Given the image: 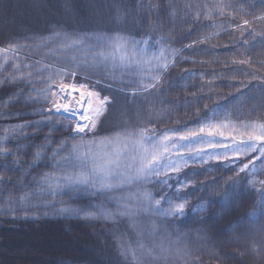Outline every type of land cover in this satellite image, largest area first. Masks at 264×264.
Listing matches in <instances>:
<instances>
[{"label": "trees", "instance_id": "trees-1", "mask_svg": "<svg viewBox=\"0 0 264 264\" xmlns=\"http://www.w3.org/2000/svg\"><path fill=\"white\" fill-rule=\"evenodd\" d=\"M90 16L104 21L92 27ZM262 18L264 0H0V49L16 46L0 53L5 65L0 69V142L10 153L0 155V264H126L106 232L110 224L101 222L102 210L115 204L111 193L98 192L99 185L56 187L57 182L68 185L63 177H74L80 168L53 167V150L64 143L56 160L69 155L73 145L80 146V155L103 151L95 142L106 140L109 128L100 122L85 138H73L72 122L49 111L52 95L45 98L43 89L51 85L53 91L60 83L57 69L76 72L63 82L85 81L110 95L111 105L117 96L120 103L126 100L122 108L137 115L140 126L133 141L142 133L176 154L170 172L155 178L165 177L166 190L184 185V214L168 222L207 236L195 264H264V191L259 184L254 190L239 173L249 158L233 151L241 139L247 140L240 135L244 125L264 124ZM103 30L130 42L147 41L138 45L147 49L139 58L163 46L168 68H159V82L147 83L155 87L145 91L142 85L132 86L128 75L110 76L108 71L121 73L118 61L98 68L89 59L84 62L87 46L80 37H88V46L100 42L101 47L106 43L100 41ZM89 48L88 58L100 52ZM224 124L227 129L208 134L209 126ZM17 125L26 127L16 135L5 133ZM41 147L42 159L34 162ZM164 156L162 163L168 165ZM73 161L80 164L75 157ZM251 161L258 173L254 178L264 179V160L253 153Z\"/></svg>", "mask_w": 264, "mask_h": 264}, {"label": "rangeland", "instance_id": "rangeland-1", "mask_svg": "<svg viewBox=\"0 0 264 264\" xmlns=\"http://www.w3.org/2000/svg\"><path fill=\"white\" fill-rule=\"evenodd\" d=\"M97 14L99 13L97 12ZM92 17L90 16L87 20L90 25L93 24L92 27H96L97 25L100 26L101 22L104 21L100 20V18L98 20L96 17ZM107 27L110 28L108 23ZM102 28L105 27L102 26L100 29ZM118 35L119 34L117 33L106 34V31L103 30L100 34V36H103L100 38V41H102V43H106L101 47L98 46L100 45V42L94 44V46H92V44L88 46V44L85 43L88 37H80L81 42L87 46L85 49L87 54H85L83 58L84 62L88 64L89 59L92 67L94 66L95 68H98L102 66L98 60L94 59L96 54L99 52L94 50L101 51V48L103 47L110 51L111 49H108V45L114 41L112 39L119 38ZM88 47H90L89 50L94 51L90 53L89 58ZM161 49L164 50L166 56L167 51L163 48V46H158L155 50V54L150 53L148 56H141L140 58L137 57L140 64L139 67H136L134 63L132 67H125L126 69H129L126 72H123L122 67H119L121 73L113 70L111 72L108 71V74L110 76L113 75L112 77L114 78H120L121 74L125 77L128 75L126 79L129 80V83L134 82L132 85L134 87L142 85V82L149 83L153 81L152 77L157 76L160 70L159 68L161 65L156 59H154V57H158L160 55ZM68 82L69 83L67 84L74 83L77 86L83 83L89 88V90L96 91V89L90 87L85 81H81L80 83ZM97 83L100 84V82ZM107 86L111 88V85ZM131 90L135 92V89ZM52 92L57 93V95L52 96L49 111L72 122L73 138H85L88 134L95 132L99 128L101 124L100 122H102L104 126L109 127L107 128L108 130H106L107 134L105 135L104 133V138L107 139L116 137L119 134L120 142L116 145V147L124 153L121 157V170L126 171L125 166L132 165L134 175L135 168L138 167L139 158L143 154V150L139 147V145H135L134 150L133 140L136 137V133L140 131V126L138 125V116L136 115L135 118H133L132 114L122 108L127 106L126 100L121 101L120 103L118 102L119 99H117L118 96L116 100L114 98L115 102L112 105L110 102L104 111V114L96 119V127L94 129H85V132L77 133L74 131L77 124L83 125L88 123V121L80 123L74 116L69 115L62 110L60 112H56L53 107V102H61L59 84L54 87ZM96 92L101 97H110L111 101L110 95H104V93H100L99 91ZM95 106L96 105L94 104L93 107ZM109 106L110 109H108ZM106 118L107 121H105ZM125 137H129V139L125 140ZM130 141H132V145H130ZM164 155L167 156L169 167L166 169L162 168L161 173H168L170 172L168 168L173 167L177 163V159H175L176 154L171 152V150H168ZM134 156L136 157L135 161L132 159ZM182 159L185 161L184 157ZM163 178L165 177L158 180L155 178V175H153L147 178L133 179L131 182L126 183L121 189L112 192L110 195L111 198H114L112 203L115 202V204L113 203V207L108 211L113 215L111 218L107 219L102 215L101 222L106 225L110 224L108 230L106 229V232L111 234L113 237L117 249V256L120 260L124 257L126 261L124 260L123 262L126 264H195L194 259L196 257L198 258V256L202 257L201 254L204 253L203 249L207 241L206 239H208L206 235H199L198 231H187L183 228L181 229V227L168 222L170 218H178L184 214L185 210H183V214L180 215L166 214L168 213L170 206H174L178 203L185 205V201L181 200L182 196L180 194L183 190L180 188L184 187V185L181 182L177 189H173V191L171 190L172 188H170V190H166V180H162ZM151 186L156 187L153 191L158 195H154L153 191H151ZM145 193H150L152 199H145ZM156 200L161 202L159 207L155 205ZM117 201H119V203H117ZM123 205H127L128 214L120 215V209ZM103 234L107 236L105 232H103ZM141 245H143V247H141ZM133 253L135 258L133 257ZM117 256H113V258L118 260Z\"/></svg>", "mask_w": 264, "mask_h": 264}, {"label": "snow or ice", "instance_id": "snow-or-ice-1", "mask_svg": "<svg viewBox=\"0 0 264 264\" xmlns=\"http://www.w3.org/2000/svg\"><path fill=\"white\" fill-rule=\"evenodd\" d=\"M264 19V18H262ZM248 21H245L247 24ZM205 39H209V37H205ZM80 41H72L73 44L79 43ZM140 44H147V41H136L130 42L122 37L116 38L113 42L108 45V49L101 48V51L96 54L94 57L95 60H98L100 64H106L109 61L115 62L119 61V66L121 67H132L135 63L136 67H139V61L137 57L140 56V53L146 52V47L144 49L138 48ZM71 46V45H69ZM16 48L15 45L10 46L8 49H0V53H7L9 51H14ZM161 67L164 70H167L168 64L166 62L164 50L161 49L160 55L158 57H154ZM147 62V61H145ZM246 61H241V63H245ZM7 63V59H5V64ZM5 65L0 64V69H2ZM15 68H19V65H13ZM27 67V65H26ZM264 67V64L261 65ZM31 75V73H29ZM54 75L59 78V87H60V94L64 96V99L67 102H53V107L56 112H60L63 110L65 113H68L72 116H77L79 112H83L84 115L81 119L88 121V123L80 125L77 124L76 128L74 129L77 133L85 132V129L92 130L96 127V119L104 114L107 106L110 104V97L103 96L101 97L96 91L89 90V88L81 83L79 86L76 84H67L64 83V79L67 76H76V72H66L60 69H57ZM249 75H254L249 73ZM23 78V77H20ZM157 82H159L158 76H153ZM255 78V77H254ZM15 79V78H14ZM49 79L52 80V74H50ZM262 81H264V77H260ZM53 83H56L55 80H52ZM155 87V84H147L142 82L143 90L147 91L149 88ZM49 93L52 96H56L57 93L52 92L51 85L43 89V95L45 98H48ZM74 93H79L78 95H74ZM70 98V99H69ZM96 105L93 107V105ZM26 126L25 125H17L15 128L9 130L5 129V133H11V135L18 134L19 130H23ZM220 128L227 129L228 125H217V126H209L208 134L213 135L214 132H217ZM200 132H204L205 129L202 127ZM235 131V128H233ZM219 135L223 136L224 132L219 131ZM241 136H247V140L241 139L239 141V145L237 148H234L233 151L236 152L237 157L245 156L248 157V162L243 163L242 166L239 167V173L245 174L247 177V182L250 186L256 190V185L259 184L260 188L258 190L264 191V179L257 180L254 177L258 175L255 171V163L251 161V154L257 153L258 159L264 160V124H246L244 125V131L240 133ZM9 138V135L5 136V140ZM181 139H186L187 137H180ZM125 140L129 139V137H125ZM169 138L164 137V140L167 141ZM233 142L236 141V136L233 135L231 137ZM120 142L119 134L116 137L107 138L106 140H101L97 143V147L103 149V151H98L95 154L92 153L91 149L88 152L84 153V155H80V146L73 145L71 152L67 156L61 157V159L56 160V157L64 148V143L62 142L57 149L53 150L52 152V159L54 161L53 167H60L62 164H69L72 167H79L80 171L73 177L65 175L63 179L67 180L69 183L68 185H61L57 182V188L63 187H70L72 185H83L96 187L98 192H107L112 193L116 190L121 189L126 183L131 182L133 179H140V178H147L149 176H159L161 175L160 169H166L169 165L162 163L165 156L164 154L168 151L167 144H164L162 149L161 146L156 144V142L150 136H144L141 134L138 141L134 142V150L135 145H139V147L143 150V154L139 158L138 167L135 168L134 175H133V168L132 165H126V171L121 170V157L124 155L116 145ZM144 145H151V147H144ZM176 147V145H172ZM45 151V148L41 147L38 149L33 157L34 162L39 161L42 159V154ZM9 150L5 144L0 142V155L7 156L9 155ZM227 156V153H225ZM73 157L75 160L80 162L79 165H76L73 161ZM134 161L136 157L132 158ZM89 161L91 163L89 164ZM85 168H89L90 170L85 171ZM178 170V169H174ZM251 172L252 175L248 176V173ZM164 174H167L166 172ZM49 174H45L44 179L48 183V187L52 189L53 194H55V188H53L51 180L48 179ZM58 181V178H57ZM145 199L151 200V194L145 193ZM27 199V194L21 196V200ZM119 203V201H117ZM160 201L156 200L155 205L159 207ZM264 205V201L261 202ZM185 205L182 203H178L174 206H170L168 209V213L166 214H173V215H180L183 214ZM63 211V210H62ZM101 214L107 219L111 218L113 215L108 210H102ZM128 214L127 212V205H123L120 209V215ZM88 217H92L93 213H87ZM143 247V245H141ZM133 257L135 255L133 253Z\"/></svg>", "mask_w": 264, "mask_h": 264}, {"label": "bare ground", "instance_id": "bare-ground-1", "mask_svg": "<svg viewBox=\"0 0 264 264\" xmlns=\"http://www.w3.org/2000/svg\"><path fill=\"white\" fill-rule=\"evenodd\" d=\"M79 93H74V95H78ZM70 99V98H69ZM60 100L61 103L67 102V100L64 99V96L62 94H60ZM63 111V110H62ZM84 115V113L81 111L78 113L77 116H74L80 123L85 122L86 120L81 119V117Z\"/></svg>", "mask_w": 264, "mask_h": 264}]
</instances>
